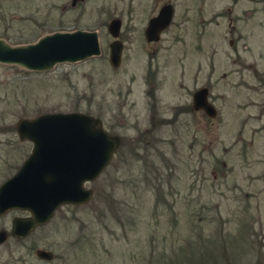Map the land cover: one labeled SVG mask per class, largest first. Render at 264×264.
Segmentation results:
<instances>
[{"label": "rangeland", "instance_id": "obj_1", "mask_svg": "<svg viewBox=\"0 0 264 264\" xmlns=\"http://www.w3.org/2000/svg\"><path fill=\"white\" fill-rule=\"evenodd\" d=\"M167 2L170 26L146 42ZM75 29L98 31L100 55L44 72L0 64V184L32 148L18 138L21 118L82 112L121 145L85 184V204L60 206L21 239L11 222L28 212L0 215V264H264V0H0L10 44ZM203 86L215 117L192 108Z\"/></svg>", "mask_w": 264, "mask_h": 264}, {"label": "water", "instance_id": "obj_2", "mask_svg": "<svg viewBox=\"0 0 264 264\" xmlns=\"http://www.w3.org/2000/svg\"><path fill=\"white\" fill-rule=\"evenodd\" d=\"M173 14L170 2L159 8L144 29L146 42L159 41ZM120 27L118 18L108 24L113 37L108 59L113 68L120 65L122 58ZM100 53L97 30L55 31L27 44H10L0 38V64L28 71H49L56 64L80 62ZM192 108L202 110L210 118L217 115L206 86L193 92ZM15 128L18 138L31 142L32 148L16 172L0 184V215L12 210L28 212L11 222L10 234L21 239L48 223L60 206L90 200L92 190L85 184L96 180L108 166L121 138L105 130L99 118L78 111L21 118ZM5 238L6 232L1 230L0 243ZM35 254L46 260L52 258V253L42 248L36 249Z\"/></svg>", "mask_w": 264, "mask_h": 264}, {"label": "flooded vegetation", "instance_id": "obj_3", "mask_svg": "<svg viewBox=\"0 0 264 264\" xmlns=\"http://www.w3.org/2000/svg\"><path fill=\"white\" fill-rule=\"evenodd\" d=\"M167 3H169V2H167ZM164 4H165V3H164ZM159 40H160V39H159ZM122 43H123V42H122ZM151 60H152V57H151ZM156 73H157V71H156V72L153 71V73H150V78H151V80H152L153 82L155 81ZM154 88H156V87H155V82H154L153 84H151V88L149 89L148 92H149V95L152 97V99L155 100V102H156L155 92H153ZM153 105L155 106L154 103H153Z\"/></svg>", "mask_w": 264, "mask_h": 264}]
</instances>
